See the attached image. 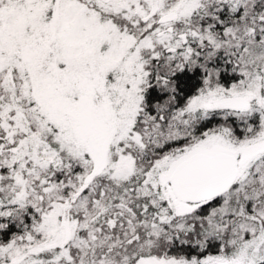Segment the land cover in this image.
Segmentation results:
<instances>
[{
  "label": "snow or ice",
  "instance_id": "6c2138e0",
  "mask_svg": "<svg viewBox=\"0 0 264 264\" xmlns=\"http://www.w3.org/2000/svg\"><path fill=\"white\" fill-rule=\"evenodd\" d=\"M0 264H264V0H0Z\"/></svg>",
  "mask_w": 264,
  "mask_h": 264
}]
</instances>
